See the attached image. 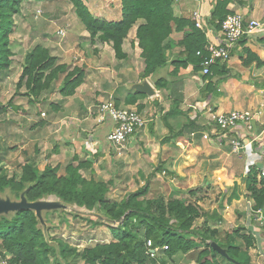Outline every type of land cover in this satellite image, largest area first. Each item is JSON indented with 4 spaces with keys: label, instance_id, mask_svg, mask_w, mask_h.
Masks as SVG:
<instances>
[{
    "label": "trees",
    "instance_id": "obj_1",
    "mask_svg": "<svg viewBox=\"0 0 264 264\" xmlns=\"http://www.w3.org/2000/svg\"><path fill=\"white\" fill-rule=\"evenodd\" d=\"M53 0H0V75L7 72L12 65L13 52L10 48V36L13 33V16L20 12L24 3L44 2ZM69 2L79 23L88 33L90 43L107 44L111 47L116 60L126 58L123 44L131 29L136 26L135 39L140 50L142 61L141 79L155 75L168 62L165 51L169 47L177 46L180 51L176 58L169 62L173 70L171 75H177L181 68L192 65L194 73L202 71V57L208 56V41L205 33L198 29L193 19L177 18L173 14L172 5L175 0H118L121 8V19L107 21L97 19L89 12L82 0H61ZM231 0H215L210 14V23L215 30L220 31L222 22L232 14L228 6ZM172 35H179L177 42H165ZM197 52L200 56H197ZM258 58H256L257 60ZM258 61L263 65L264 60ZM247 65L248 62H245ZM226 64L216 63L210 68L209 74L203 76L206 82L201 96L205 99L219 82L229 77ZM85 78L83 67L69 68L59 64L50 49L36 45L25 58L17 87L26 88V96L39 100L43 94H52L57 89L64 99L74 95ZM214 78H219L215 83ZM164 79L155 81V87L161 88ZM58 85V88H57ZM147 95L133 92L126 96V106L136 105L137 111L143 105L137 104ZM117 106V102H115ZM51 110L60 108V103H51ZM173 104L166 117L179 113ZM7 109L0 108V114ZM35 123L39 130L45 125L42 120ZM205 126V130H208ZM196 119L188 120L176 135L183 136L184 131H201ZM212 140V138H209ZM165 138L163 141H167ZM72 159L64 172L59 174V166L45 165L39 170L35 162H27L20 167L19 174L9 175L0 168V194L9 191L16 198L23 194L29 203L52 199L68 207L84 209L109 223L112 240L108 243H97L92 247L81 250L69 246L61 239L44 233L40 222L31 210L17 211L12 216H0V261L7 264H165L167 259L181 254L194 264H253L248 254L250 244L254 241L251 234L242 236L246 247L235 244V236H240L244 228L226 232L221 237L216 228H211L207 220L219 222L221 217L216 210L204 212L207 219L203 226L193 225L194 220L203 218L200 208L194 203H186L182 199L164 201L163 197H149L148 184L130 193L120 202H112L107 197L110 182L87 179L80 173L91 167V162ZM164 169L158 166L156 172ZM247 176L248 199L253 201L252 210L258 214L264 209V180L258 178V169L248 165ZM93 222L87 220V222ZM89 222V223H91ZM48 228L46 229V231ZM56 242L59 248V259L55 257V249L50 240ZM151 241L152 248H157L155 258L147 253L146 242ZM210 243H215L225 253L227 258L221 257L213 250ZM166 247L167 249H163ZM52 256V259L49 257ZM8 259H7V258ZM219 258V260H218Z\"/></svg>",
    "mask_w": 264,
    "mask_h": 264
},
{
    "label": "rangeland",
    "instance_id": "obj_2",
    "mask_svg": "<svg viewBox=\"0 0 264 264\" xmlns=\"http://www.w3.org/2000/svg\"><path fill=\"white\" fill-rule=\"evenodd\" d=\"M82 2L93 17L107 21L114 19L116 21L115 13L119 10V6L115 0H82ZM12 29L10 48L13 52V57L11 58L13 63L7 72L0 75V108L7 109L3 114H0V168L9 175L19 174L20 167L27 162L33 161L39 170H43L48 163L52 164L51 166H55L60 162L62 164L67 163L68 160L64 156H53L50 158L49 154H52L51 151L53 149L51 144H54L55 141H50V146H43L44 138L42 137L44 135H39L42 133V129L39 130L38 127L34 126L36 122L41 121L40 114L42 112L45 114L47 105L44 107L40 101L37 102V100H33V97L26 96V88L24 86L17 87L27 53L36 45H47L51 55L57 58L59 64H65L69 68L83 64L82 66H85L84 68L89 70V73L93 68L91 64L101 63L97 59L96 53H94V50H100L95 46L101 45V43L96 42L94 45L90 43L88 33L85 32L77 20L72 5L67 1L53 0L24 3L20 12L13 16ZM58 30H62L64 36H60L57 33ZM109 56L107 57L106 51L103 61L110 62V64L106 63L102 77L96 81L100 85H103V82H108L116 75V73H113L116 71L112 70V65L116 64V60L113 61L112 55ZM119 64L123 65L122 63ZM168 65L169 63L165 68L169 67ZM129 67L130 69L128 70L122 67V70H117L119 71L117 73H125L124 76L129 79L138 76V72L140 74L143 69L141 59L136 58L133 54L132 63ZM165 68H161L157 73H159V76H164L166 80H171L174 75H171L168 70L160 73ZM195 75L198 76L197 73ZM119 76L115 78L117 83L120 81ZM153 76L151 77L152 83L158 77ZM200 76L202 77L201 74ZM206 82L202 81L203 84H206ZM86 90L91 92L93 85L84 91ZM80 95L83 96V99L85 98L83 93ZM115 101L117 102V107H127L120 100ZM37 103L40 105H37ZM157 105L156 107H158L160 112L159 106L161 107L162 105ZM171 107L173 105H168L161 109V111H164L159 113L160 118ZM93 110L96 111L97 107L91 108L90 114L93 113ZM48 111L46 112L47 116L44 115L42 120L52 119L51 116H54V113L52 110L48 109ZM79 111H82V109H79ZM213 111L215 112L214 109L210 110L211 113ZM212 115L208 113L203 118H206L204 120L207 121V118L209 119ZM177 123L173 122L175 125ZM92 125L93 123L82 126L85 134V137L82 136L83 138H87L86 136L89 135ZM215 133V130L212 133L204 132L203 139L199 140L201 143L199 148L186 146L187 140L179 143L184 146H149L145 143L144 146H131L132 148L129 151L124 149L125 146L123 149L117 150L115 147L112 148L113 146L110 144L112 146H108L110 149L104 147L107 157L104 160H100V167H93L92 164L94 162H91L89 169L93 167L98 173H91L89 169L81 170L80 173L87 179L110 182L107 197L112 202H120L130 193L148 184L149 197L161 196L164 201L182 199L186 203H194L200 208L203 218L200 217L194 220L193 225L201 227L203 226V221L207 219L204 216L206 214L204 212H211V208H218V204L224 206L225 198L229 197L230 194L232 196L233 191L241 195L242 208L247 207L246 200H249L246 196L248 182L245 172L247 166L252 164L247 161L245 165L238 163L236 170L240 172L237 174V179H233V174L230 172L232 169L227 168L225 164L228 162L230 167L232 163L234 168L236 165L235 156L240 155V153L234 154L230 152L231 155L228 152V156L224 153L220 155V158L215 157L214 155L219 156V153L216 154L218 151L216 153L208 151V146L205 144L216 146L217 149H222L223 151L227 150L226 147L230 148V138L227 140L228 145H224L226 142L221 145L218 142L215 144L213 142L214 139L210 140V137H215ZM164 134H166V131ZM33 146H39L40 149L38 151L42 153L37 160L32 156ZM206 151L209 152L207 153L209 155L205 154ZM202 159H206V161H202ZM160 162L165 164V173L156 172ZM63 168L59 169V174L64 172ZM168 172H172L174 176H171ZM140 173L143 175L142 178ZM238 175H243V178ZM233 184L235 186L231 190ZM0 200L9 201L10 203L20 202V198H16L9 191L0 194ZM47 200L54 201L50 198ZM13 213L15 212L4 213L0 216L10 217ZM228 213L230 214L224 213V215H220L221 220L219 222L207 220V224L211 228H216L220 232L221 237L226 232H231L244 226L239 225L237 216L232 211ZM92 214L84 209L68 206L65 209L42 211L41 218L44 225L41 223L40 225L47 237L50 235L59 238L64 243L78 250L92 247L97 243H108L112 240L110 228L115 227L116 224L96 218ZM87 220H92L93 222L89 221L91 222L89 223ZM238 221L240 222L239 219ZM47 228L48 230L46 231ZM250 231H240V236H235V244L242 248L246 247L242 236L251 234L252 230ZM49 240L55 249V257L59 259V262L63 263L59 257L58 245L51 239ZM263 241V237L259 238V247H264ZM253 244H255V238L250 246ZM159 252H161V249ZM49 257L52 259L51 255ZM220 260L224 264H228V262ZM0 264L7 263L4 260L0 261ZM165 264L194 263L186 259L185 256L178 254L172 259H167Z\"/></svg>",
    "mask_w": 264,
    "mask_h": 264
},
{
    "label": "crops",
    "instance_id": "obj_3",
    "mask_svg": "<svg viewBox=\"0 0 264 264\" xmlns=\"http://www.w3.org/2000/svg\"><path fill=\"white\" fill-rule=\"evenodd\" d=\"M115 1L119 6V10L115 13V19L117 18L116 21H118L121 19V8L120 2L118 0ZM214 3L215 0H175L172 5V10L175 17L187 19H192L193 12H197L200 16L199 22L202 26V31L205 33L208 44L216 45L222 41V35L220 31L215 30L210 23V14L214 8ZM228 8L232 11V14H241L245 21L253 20L258 22L260 27L254 30L252 34L244 36L234 46L230 59L226 63L230 76L222 79L205 99L202 98L201 91L205 89L206 84H203L201 81V73H197L198 76L195 75L192 65L187 66L185 69L181 68L177 75H174L171 80H166L164 76H159V73H156L153 76H158L155 81L162 78L164 79L163 86H165L158 89L154 85L155 81H153V83L151 81L152 76L143 80L140 78L138 72V76L129 79L124 76L125 73H117L119 72L117 70H122V67L125 68V70L130 69L129 65L132 63L133 54L136 58H140V50L137 47L135 39L136 26L131 29L127 39L124 41L123 52L126 58L121 61L115 59L114 53L109 45H96L95 47H98L100 50H94V53H96V56H98L97 59L101 61V63L95 65L91 64L93 68L90 73L89 70L84 68L85 66H82L83 64L79 66L84 68L85 78L83 84L77 88L73 96L63 99L56 89L52 94H43L38 100L44 107L47 105L46 112L48 109L51 111V103H60V108L52 111L54 116L50 115L52 119L46 120L44 127L41 128L42 133L39 134L40 136L44 135V137H42L44 138L43 146H50L51 143L49 144V142L55 141L54 144H51L53 149L51 151L52 154H49L50 158L53 156H64L68 159L67 163L62 164V162H60L55 166H59L60 168L64 167L72 159L76 158L77 161L75 164L78 161L89 160L90 162H94L92 164L93 167H98L101 163L100 160H104L107 157L104 147L110 149L108 146H111L107 141V136L112 129V122L107 117H103V120H100L102 117L98 115L97 110H93V113L90 114L91 108L98 107L99 104L108 100H112L114 104L116 102L115 100H120L123 102L122 104L126 106L124 104L126 96L130 93H135L133 86L142 82H148L154 91V96H147L137 102V104L143 105V109L140 112L137 111L136 105L122 107L135 109L145 121V126L128 141L124 149L129 151L132 148L131 146H144L145 143L149 146H184L179 144L184 140H187L186 146H196V148H199L201 145L199 140L203 139V133L213 132V127L208 121L209 119L207 118V121H205L204 119L206 118H203L204 115L208 113L209 115L229 113L231 111H251L257 115L253 121L252 130L246 131L243 126H239L229 134L227 138H218V136H212L211 138L212 140L214 139L213 142L215 144L218 142L221 145L226 142L224 145H228L227 140H229V138L230 140L234 138L239 139L246 145H244L245 148L239 152L240 155L235 156L236 165L234 168L232 163L230 167L228 166V162L225 164L227 168L232 169L230 172L233 174V179L236 180L237 174L240 172L236 170L238 168V163L245 165L246 161L258 169V178L260 179V174L264 173V64L259 66L257 60L261 62L264 60V0H231ZM112 21L115 20L113 19ZM179 38V35H172L165 42V45L167 46L170 42H177ZM42 46L48 48L47 45ZM106 51L107 57L112 55V60H116V64L112 65V70L116 71L113 73H116V75L108 82H103L101 80L103 85H100L96 83V81L100 80V77H102L106 63L110 64V62L103 61ZM179 51L180 49L177 46L169 47V49L165 51L167 62L169 63L175 58ZM256 58L258 59L256 60ZM117 61L123 65L119 64ZM245 62L249 64L247 65ZM168 66L167 68L164 67L165 69L160 73L164 71L167 72V70L171 73L173 68L171 65ZM125 70L123 69V71ZM118 75H120V81L117 83L115 78ZM218 79L219 78H214L213 82L215 83ZM91 85H93V90L91 92H87V90L84 91L87 88L89 89ZM95 86L97 87L95 88ZM81 93L85 95L84 99L83 96L80 95ZM157 104L162 105L161 107L159 106L160 112L158 111V107H156L158 106ZM167 104L170 106L175 104L179 113L169 117L161 115L160 118L159 113L164 111H161V109L168 106ZM37 105L40 104L37 103ZM186 106L187 108H185ZM117 108L122 109L119 107ZM79 109H82V111H79ZM212 109H214L215 112L213 111V113H211L210 110ZM193 119H196V124L203 128L201 131L191 133L184 131L183 136L176 135L181 129V126L187 123L188 120ZM173 122L178 123L175 125ZM90 123H93V125L89 130V135L86 136L87 138H83L82 136L85 137V134L83 133L84 128L82 126L89 125ZM205 126L209 127H207L208 130L204 129ZM165 131L166 134H164ZM60 134L61 136L59 137ZM165 138H168V140L163 141ZM149 141H153L155 144ZM205 145L208 146V149H205L210 152L216 153V151H218L216 154L219 153V156L214 155L215 157L220 158V155L224 153L228 156V152L231 154V149L229 147H226L227 150L223 151L222 149H217L216 146H210L209 144ZM39 149V146H33L32 156L36 160L42 155V153L38 151ZM208 151H206L205 154L209 153ZM202 161H206V159H202ZM48 164L52 165L50 163ZM161 165L165 167L164 162H160L158 166ZM93 167L89 169V172L98 173ZM162 172L165 173V168ZM168 174L174 176L172 172H168ZM238 176L243 178V175ZM142 177L143 175L141 174V178ZM234 186L235 184H233L231 190L234 189ZM230 196L225 198L226 202L224 206L218 204V208H211V211L216 210L219 216L224 215V213L230 214L228 212L232 211L233 214L237 216L239 225H244L243 228L245 231L252 230L251 235L255 238V244L249 247L248 254L253 264H264V247L261 246V248L258 246L259 238H264V209L258 214H254L252 210L253 201L251 199L246 200L247 207L245 206V208H242L241 195L233 191L232 196ZM219 210L221 211L219 212ZM262 244H264V241Z\"/></svg>",
    "mask_w": 264,
    "mask_h": 264
},
{
    "label": "built area",
    "instance_id": "obj_4",
    "mask_svg": "<svg viewBox=\"0 0 264 264\" xmlns=\"http://www.w3.org/2000/svg\"><path fill=\"white\" fill-rule=\"evenodd\" d=\"M192 19L198 29L202 30L200 25V16L197 12H193ZM260 24L256 21H245L241 14H230L221 25L222 41L219 44L208 45V56L202 57V71L203 76L209 74L210 68L216 63L226 64L229 59L234 46L244 37L253 33L258 29ZM60 36H64L62 30L57 32ZM197 56L200 53L197 52ZM97 113L102 118L107 117L112 122V129L107 136V141L116 149H123L128 141L145 126V121L142 116L131 108L118 109L112 100H108L99 104ZM256 114L251 111H231L229 113L213 114L209 118V124L216 131L215 136L218 138H227L239 126H243L246 131L252 130L253 121ZM206 138V136H204ZM207 139V138H206ZM219 140V139H218ZM231 153L238 154L245 148L239 139H231L230 141ZM245 145V146H244ZM264 180V173L261 174ZM147 253L150 258H155L158 252L157 248H152L151 241L146 242ZM163 249H167L164 247Z\"/></svg>",
    "mask_w": 264,
    "mask_h": 264
},
{
    "label": "water",
    "instance_id": "obj_5",
    "mask_svg": "<svg viewBox=\"0 0 264 264\" xmlns=\"http://www.w3.org/2000/svg\"><path fill=\"white\" fill-rule=\"evenodd\" d=\"M133 90L137 93L145 94L147 96H151V97L154 96V91L148 82H142L134 85ZM66 207L67 206L57 201H50V200H42V201L29 203L25 200L24 196L21 195L20 202L10 203L9 201L0 200V215L8 212L31 210L35 213V216L37 217L39 222L44 225V222L41 218L42 211L65 209ZM210 246L221 256L228 259L226 253L221 248H219L215 243H210ZM230 262L235 264V262L232 260H230Z\"/></svg>",
    "mask_w": 264,
    "mask_h": 264
}]
</instances>
